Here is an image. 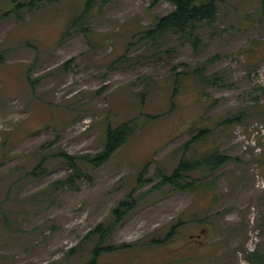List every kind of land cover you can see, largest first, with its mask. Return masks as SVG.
<instances>
[{"label":"rangeland","instance_id":"obj_1","mask_svg":"<svg viewBox=\"0 0 264 264\" xmlns=\"http://www.w3.org/2000/svg\"><path fill=\"white\" fill-rule=\"evenodd\" d=\"M14 4L0 0V264H85L99 233L82 239L97 228L109 233L96 264H257V253L264 264V116L224 122L264 106V0H225L197 50L179 35L137 42L174 9L164 0H93L64 39L85 0L20 18ZM208 58L221 81L203 88L185 73ZM132 118L141 130L92 167L107 125ZM201 127L228 163L194 192L161 184L158 169L171 173Z\"/></svg>","mask_w":264,"mask_h":264},{"label":"trees","instance_id":"obj_2","mask_svg":"<svg viewBox=\"0 0 264 264\" xmlns=\"http://www.w3.org/2000/svg\"><path fill=\"white\" fill-rule=\"evenodd\" d=\"M14 1V0H13ZM55 0H15V4L10 7L7 12H15L16 17L20 18V12H30L34 9L39 8L43 4L53 3ZM158 0H154L156 2ZM171 3L174 9L161 17H157L155 21L151 23L149 27H146L142 31L138 32L139 38L137 42H141L143 45L146 44H157L160 40L164 39L166 36L179 35L180 39L184 43H190L194 50H197L202 46L203 32L201 31L202 26L205 23L213 22L218 15L219 5L225 0H164ZM93 0H85L84 9L80 14L75 16L68 27L64 31L62 38H67L73 35L74 32L81 31V26L86 18L87 13ZM135 41H131L129 46L133 45ZM214 59L208 58L202 63L192 66V68L185 73V75L191 76L196 84L201 85L203 88L209 85H218L221 81V76L217 73L209 74L208 68L211 66ZM179 73L175 79L176 84L182 83ZM174 88L172 97L175 96ZM257 109V110H256ZM264 116V106H260L259 101L255 107H249V110L243 111L242 113L236 114L234 116L229 115L224 119L225 123H237L243 122L248 119H260ZM141 125L135 120V118L124 120L117 125L108 124L105 130L104 144L100 152H98L93 157L86 158V161L91 164L92 167H99L100 165L106 163L115 152L138 131L141 130ZM212 130L208 127H201L199 131L193 135L188 141L183 145L174 149L173 152H179L183 149V154H181L178 163L175 165L171 173H166L163 169H158L157 176L160 177V183L171 187L174 191H190L194 192L196 190V181L198 178L205 179L211 174L216 173L225 164L228 163L230 157L225 154L217 141V138L212 135ZM204 144L207 148L205 150L196 151V146ZM209 145V146H208ZM187 150L190 151V156L186 157ZM67 162H70L73 168L78 172V165L73 157L67 156ZM42 164V161L38 166ZM76 166V167H75ZM34 173V171H33ZM197 175V176H195ZM189 177H191L189 179ZM189 179V180H188ZM140 180V174L138 176ZM68 178L65 180H59L58 182L66 183ZM213 181H208L200 184L205 191H209ZM199 186V187H200ZM129 193L126 199H123L119 204L113 209V215L118 220L122 215L126 214L133 209L134 199ZM194 219L203 222L206 218L201 219L195 217ZM100 228V226H99ZM100 229H95L93 232H89L82 239L95 240L93 238V233H99V238L97 239L96 247L93 252V257L90 261L85 264H96L97 256L100 254L101 244L105 242V239L109 233V230H102L96 232ZM168 237H166L167 239ZM256 263L260 264L262 257L260 253L254 255Z\"/></svg>","mask_w":264,"mask_h":264}]
</instances>
